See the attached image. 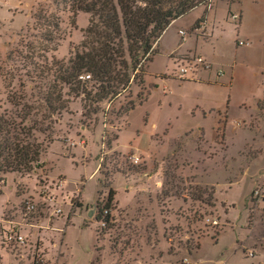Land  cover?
<instances>
[{"label": "rangeland", "instance_id": "374dc122", "mask_svg": "<svg viewBox=\"0 0 264 264\" xmlns=\"http://www.w3.org/2000/svg\"><path fill=\"white\" fill-rule=\"evenodd\" d=\"M221 1L233 5L203 7ZM238 3L255 30L257 3ZM230 13L239 29L241 13ZM89 19L76 20L64 0H37L25 28L24 17L0 28V116L40 128L49 93L67 106L46 116L53 142L40 168L0 182V264H264V202L253 197L264 185V41L237 52L226 37L216 51L203 45L221 85L194 83L206 64L196 75L177 72L175 62L198 55L173 54L169 70L161 55L144 64V85L96 104L92 83L78 92L58 79ZM228 96V116L219 112L213 127L210 110L224 111ZM200 125L206 134L192 129Z\"/></svg>", "mask_w": 264, "mask_h": 264}, {"label": "trees", "instance_id": "16d2710c", "mask_svg": "<svg viewBox=\"0 0 264 264\" xmlns=\"http://www.w3.org/2000/svg\"><path fill=\"white\" fill-rule=\"evenodd\" d=\"M217 1L64 0L76 20L80 13L89 14L90 19L85 30L86 41L74 54L69 67L65 70L61 67L58 71L61 73L58 79L65 84H72V88L78 92L79 87L85 89L92 83L96 97L92 102H113L134 82L140 86L145 84L144 64L153 61L157 54L154 45L175 20L189 15L198 7H212ZM206 14L207 11L194 29L202 27L206 22ZM85 93L84 90L82 94ZM48 95L45 103L49 113L47 115L45 111V122L40 128L28 127L27 116H0V182H4V177L9 173L29 174L40 168L41 156L47 147L45 142H53L49 128L51 122H47V117L54 116L55 112L61 115L62 111L67 110L62 96ZM130 108L133 109L134 105L131 104ZM36 132L45 135V139L41 141ZM107 145L110 147L111 142H107ZM109 196L113 200L114 192L110 191ZM109 210L108 204L102 209V215L104 212L107 214L102 220L104 223H109Z\"/></svg>", "mask_w": 264, "mask_h": 264}, {"label": "crops", "instance_id": "0c3cea01", "mask_svg": "<svg viewBox=\"0 0 264 264\" xmlns=\"http://www.w3.org/2000/svg\"><path fill=\"white\" fill-rule=\"evenodd\" d=\"M254 1L255 3H257L255 4L256 6L254 8L256 10L255 15L259 21L255 30L248 31V28H246L247 24L245 22L246 13L244 10L242 9L240 10L239 8H236L237 4L239 5L238 3L239 0H235V3L231 7L225 1H221L214 8H211L207 12L205 24L200 29L195 30V32L196 31L202 32L203 30H206L205 35L200 36V34L198 35L196 33H191L190 30H192L193 26H195V24L205 15L207 11L203 6L198 7L189 15L182 17L178 20H175L170 25V27L163 34L161 39L154 45V49L157 52V54L154 56V59L150 64L154 63L158 56L164 55L167 58L166 62L168 63V67H166V69L169 70V68L171 69L173 66L172 64L173 62H171L172 61L171 56L173 54H177L182 57L188 54H195L201 56L205 60L209 68L207 70L201 71L199 73L200 80L194 83L204 84L208 86L221 85L222 83L219 81V79L220 76L224 73H221L219 69L215 70L216 68L214 61L215 55L212 53L209 54L208 50L205 49V46L203 45L204 44L210 45V47L213 48L214 51H216L214 47L216 46V43L219 41V39L226 37L232 43L231 44L232 48L237 52L239 50H242L244 47L251 46L255 42L264 41V8L261 9L262 4H260V2L261 3L263 2V0H254ZM36 5H37V0H31L30 2L25 0H0V28H2L5 31L7 24L9 23L13 24L17 21V19L24 17L25 23L21 25V30H22L29 24L32 12ZM222 5H224L223 14L219 10ZM230 11H232L233 13L239 11L241 13V23L239 25V29H236L235 24L229 18ZM83 14L84 13H80L77 19L80 20ZM180 23L181 25H179L177 31H175V36H173V34H170L171 30L174 29V27ZM180 32H184V34L181 35ZM239 42H244L246 43V45L240 46ZM191 44H193V47H190ZM199 44L201 46L200 48H198ZM236 75H237L236 70L233 69L231 72V76H233L234 78V76ZM263 97H264V91L262 88V95L258 100V104H257L258 107H259V103L263 101L262 100ZM230 102H231V97L228 96L227 105H226L227 107L225 108L224 111L210 110V111H214L213 114L208 116L210 117L211 120H213L214 123L213 127L219 123V120L221 118L219 112L227 113ZM199 109H200L199 111L202 110L200 106ZM210 111H208V113ZM205 112L206 111L204 110L202 112L204 116H205ZM216 114L217 117L214 116ZM192 129L202 130L204 133L206 132L205 128L202 125Z\"/></svg>", "mask_w": 264, "mask_h": 264}, {"label": "built area", "instance_id": "2783aa9c", "mask_svg": "<svg viewBox=\"0 0 264 264\" xmlns=\"http://www.w3.org/2000/svg\"><path fill=\"white\" fill-rule=\"evenodd\" d=\"M231 18H233V20H237L238 19V15L233 14L231 15ZM205 23L202 24V27ZM181 35L184 34V32H180ZM240 46L244 45V42H240L239 43ZM206 64L205 60L200 56H191L190 58H186V59H181L178 60L177 62L174 63V65L176 66V70L177 72L181 75V76H186V75H196L198 70L200 68L204 69V65ZM207 65V64H206ZM253 197L255 199V201L258 202H264V185L263 186H259L256 189H254L253 192ZM8 239H13V236H10ZM22 239V238H20Z\"/></svg>", "mask_w": 264, "mask_h": 264}]
</instances>
